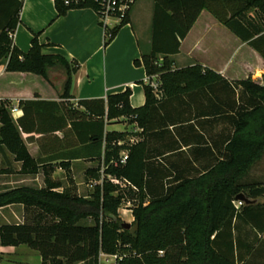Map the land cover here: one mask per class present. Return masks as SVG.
I'll list each match as a JSON object with an SVG mask.
<instances>
[{"label": "trees", "instance_id": "16d2710c", "mask_svg": "<svg viewBox=\"0 0 264 264\" xmlns=\"http://www.w3.org/2000/svg\"><path fill=\"white\" fill-rule=\"evenodd\" d=\"M22 3L0 0V65L6 71L31 72L46 79V66L66 62L59 54L43 53L37 33H32L26 52L13 44L10 35L19 23ZM54 5L57 16L72 8H97L92 0L76 5L54 0ZM202 10L264 60V0H153L150 49L134 64L142 65L147 76H157L161 98L155 97L149 85L137 81L145 96L141 107H131V89L126 87L106 99L79 100L84 110L67 108L75 135L71 146L81 144L91 153L89 159L98 162L86 170V179L98 182L101 173L104 179L93 186L89 198H82L71 188L54 191L58 184L48 177L50 166L43 165L44 187L0 191V208L22 204L36 212L37 218L31 223H0V246L25 245L38 253L41 264H97L99 254L115 255L125 244L131 246L134 256L117 264H242L253 243H246L241 227L264 232V184L242 182L250 165L264 152V72L262 82L257 83L250 78L227 80L198 63L175 67L169 56L179 52ZM126 23L128 17L105 30L104 46ZM75 70L67 66L63 98H70ZM198 88L209 91L214 98L211 113L227 122L230 131L220 134L215 162L204 173L171 174L154 165L150 156L147 135L155 125L163 128L160 132L167 126L165 116L154 120L153 115L169 100L205 96ZM18 104L23 114L14 120L11 102L0 100V149L5 148L21 163V173L35 174L40 166L29 154L20 129H33L38 107L30 100ZM120 118L142 129L140 139H129L126 131L105 130L106 124ZM122 152L127 155L124 163L119 162ZM60 164L66 170L69 167L68 162ZM107 175L120 183L113 184ZM240 192L260 201L237 206L235 196ZM122 203L132 206L131 232L118 221ZM87 217L91 224L79 223Z\"/></svg>", "mask_w": 264, "mask_h": 264}, {"label": "crops", "instance_id": "0c3cea01", "mask_svg": "<svg viewBox=\"0 0 264 264\" xmlns=\"http://www.w3.org/2000/svg\"><path fill=\"white\" fill-rule=\"evenodd\" d=\"M132 13L133 7L128 16V23L122 25L111 42L104 46L105 29L93 9L72 8L65 14L57 16L54 0H23L19 23L14 33L10 35L13 44L26 52L30 47L32 33H37L39 42L43 44L42 52L59 54L66 63L59 66L58 62H55L46 66V79L31 72L6 71L5 65H0V100H9L16 107L15 112L10 113L12 118L17 120L23 114L18 104L20 100H30L38 107V112L33 114V129H20V136L29 154L40 166L35 174L21 173V163L15 161L8 150L1 148L0 191L21 186L37 189L44 187L43 165L50 166L48 177L58 184L53 188L56 192L67 188L74 189L73 180L81 174L86 179V170L96 167L98 162L89 159L91 153H88L81 144L71 146V142L75 143V135L70 130V113L66 110L70 107L84 110L78 104L79 100L106 99L108 95L130 87L131 107L137 108L144 104L143 86L136 82H144L147 75L144 67L135 65L134 60L140 59L141 55L150 49L151 22L150 34L144 38L133 26ZM206 13L207 23L221 24L208 11L202 10L181 41L179 52L169 56L174 61V66L180 68L198 63L214 70L227 80L250 78L254 82H262L263 58L230 30L231 38L238 43L235 51L221 64L210 65L199 58H194L185 66L178 64L177 58L190 31L193 34L189 45L192 53L203 47L207 37L204 26L206 23L198 22ZM243 49L245 54L239 56L237 52ZM67 66L76 70L72 75L70 98H63ZM197 91L205 96L169 100L154 112L153 119L160 120L165 116L167 126L164 132H160L163 128L159 125L153 126L146 142L154 165L168 173L192 175L204 173L215 162L216 144L220 142V134L230 131L227 122L217 119L211 113L209 106L214 103V98H210L209 91H203L202 88H198ZM186 116L188 120L185 119ZM123 120L126 119L120 118L106 124L105 130L124 131L116 127ZM24 123L30 126L27 122ZM130 123L135 128L127 132L128 138L137 141L140 139L139 133L142 129L135 122ZM61 161L69 163L67 170L61 166ZM257 172L261 174L259 177L247 181L245 179V182L264 184V170ZM10 206L2 207L0 210ZM19 207L23 211L24 206L19 204ZM24 220L22 212L19 223H25ZM240 235L246 239V243L250 241L253 243V248L242 264H264V232L255 233L249 226L244 225L240 229ZM35 257L34 264H41L40 256Z\"/></svg>", "mask_w": 264, "mask_h": 264}, {"label": "rangeland", "instance_id": "374dc122", "mask_svg": "<svg viewBox=\"0 0 264 264\" xmlns=\"http://www.w3.org/2000/svg\"><path fill=\"white\" fill-rule=\"evenodd\" d=\"M152 1L153 0H137L133 5L132 23L134 28L138 30V32H141L144 38L150 34ZM206 15L207 13L202 15L198 22L200 24L204 22L206 23L204 26L207 37L203 47L192 53V50L189 49V45L191 44L193 34L190 31V35H188L187 39H185L183 42L182 52L177 58V62L180 66L188 65L194 58H199L201 61H205L210 65H219L228 57L229 54H232L233 51H235V47L238 42L231 38L230 35L232 34L230 31L221 24L211 25L207 23L205 20ZM250 15H255L254 11H251ZM244 52L245 50L243 49L237 53L239 56H242L245 54ZM57 62L59 66L63 63V61L60 60ZM116 127L126 132L133 131L135 128L134 125H132L127 120L121 121L116 125ZM262 170H264V152L250 165L246 174L242 178V182H245V179L247 181L255 177H259L261 174H259L257 171L262 172ZM73 183L75 186L74 189L71 188L73 193L82 198H89L93 188L88 185L89 180H86L84 175L81 174L80 176H77L73 180ZM120 185L123 186V183ZM236 205L238 206L239 203L236 202ZM119 208H122L123 210L132 209V206L131 203H122ZM122 209L118 212V221L123 224L129 223L131 232L133 230L132 225H134V215L132 214L133 220H131L132 218L128 212L129 210L123 211ZM22 212H24L25 222L31 223L37 219L35 216L36 212L26 210L25 208L22 211V208L19 207V204H14L8 208L0 210V222L19 223V217H21ZM79 223L89 225L92 223V219L87 217L81 219ZM37 255L38 253L36 251L28 248L25 245L0 246V264H34L36 259L35 256ZM129 256H134V252L132 251L130 245L125 244L115 255H108L104 253L99 254L97 264H117L119 260ZM85 264H92V261Z\"/></svg>", "mask_w": 264, "mask_h": 264}, {"label": "built area", "instance_id": "2783aa9c", "mask_svg": "<svg viewBox=\"0 0 264 264\" xmlns=\"http://www.w3.org/2000/svg\"><path fill=\"white\" fill-rule=\"evenodd\" d=\"M65 5H76L84 0H62ZM96 3L97 8L95 10L97 17L99 19L100 24L103 26V28L106 30L107 28H112L121 21H123L126 17L129 16L131 9L135 2L137 0H92ZM144 83L149 85L153 89V94L157 99H160L162 94L159 89V82L157 80L156 75L152 76H146ZM16 110V107L11 105L9 107L10 113H14ZM127 158L126 152H122L119 158L120 163H124ZM102 172V171H101ZM106 178L110 180L114 184L120 183V181L114 177H111L110 175H107ZM104 179L103 173H101V179L97 181H89V186L93 188V186L96 183H102V180ZM239 204H241L239 201H237ZM129 204V203H128ZM125 208V207H124ZM122 208H118L117 212L121 210ZM123 210V209H122ZM128 211L131 216V220H133L132 217V209H124L123 211ZM160 254H162V251H160Z\"/></svg>", "mask_w": 264, "mask_h": 264}, {"label": "water", "instance_id": "95a60500", "mask_svg": "<svg viewBox=\"0 0 264 264\" xmlns=\"http://www.w3.org/2000/svg\"><path fill=\"white\" fill-rule=\"evenodd\" d=\"M235 200L236 201H239L240 203H244V204H255L257 202L260 201L259 198H252V197H249L247 196L246 194L240 192L238 193L236 196H235ZM124 225L126 227L129 228L130 224L129 223H124Z\"/></svg>", "mask_w": 264, "mask_h": 264}]
</instances>
